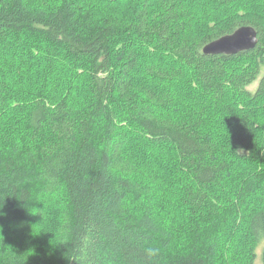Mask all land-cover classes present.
<instances>
[{"label": "trees", "instance_id": "obj_1", "mask_svg": "<svg viewBox=\"0 0 264 264\" xmlns=\"http://www.w3.org/2000/svg\"><path fill=\"white\" fill-rule=\"evenodd\" d=\"M132 1L137 5L122 17L117 11L97 17L81 0H0V41L12 36L21 44L34 36L40 47L32 46V54L63 50L86 61L91 83L84 105L50 96L49 86L29 103L10 105L0 66V114L21 109L26 130L10 131V118L0 128V264H232L222 247L233 226L249 238L238 264H264V137L262 119L253 115L264 111V4L251 16L227 13L226 23L193 33L194 13L183 0ZM241 26L257 30L254 49L203 52ZM152 45L179 67L151 65L143 76L171 84L169 90L137 79L140 51ZM177 83L189 92L181 96ZM232 98L236 104L228 105ZM206 100L231 108L227 123L237 133L225 145L212 125L225 122L201 107ZM137 134L153 154L170 148L183 180L175 201L159 203L152 177L137 176L126 152ZM239 163L245 173L232 183ZM230 182L225 195H214ZM36 193L62 206L49 246L34 236L38 215L28 206Z\"/></svg>", "mask_w": 264, "mask_h": 264}, {"label": "rangeland", "instance_id": "obj_2", "mask_svg": "<svg viewBox=\"0 0 264 264\" xmlns=\"http://www.w3.org/2000/svg\"><path fill=\"white\" fill-rule=\"evenodd\" d=\"M85 1L83 5L97 9V17H101L107 11L118 12L122 17L126 15L130 10L133 9L136 2L132 0H81ZM185 4L189 5L190 11L193 14L192 32L193 33H204L209 31L212 25H222L229 20L227 13L232 15L237 13L241 16H251L255 14L264 4V0H251L248 3L244 0H235L233 4L230 5H220L213 0H183ZM260 1L262 3H260ZM138 2V1H137ZM262 4V6H261ZM154 13L157 14L160 8L156 5L154 6ZM264 9V7H263ZM158 15V14H157ZM21 44H19L12 36H9L8 41H0V66L2 67L3 74L1 75V81L7 84L6 97L10 105L29 103V98H34L36 90L38 92L46 91L47 86H49V95L57 96L59 98H68L71 102L78 103L79 105H84L91 97V83H90V70L88 63L85 61H77L73 56L68 54L63 50L56 51L54 56L49 52L40 54L42 52L37 51L32 54V46L40 47L39 41L36 37H25ZM29 39V40H28ZM19 44V46H18ZM117 41L115 42L113 48L117 49ZM147 48V46H146ZM140 51V67L137 70V79L144 80L142 82L143 87H151L156 90L161 89H171V84L161 83L146 79L143 76L144 67L157 65V66H172L179 67L175 64L171 58L166 57L163 51L154 45ZM31 50V51H30ZM52 51V50H51ZM53 52V51H52ZM54 53V52H53ZM40 54V55H39ZM190 79V75H187ZM187 78L181 80L182 82H187ZM259 79L250 86V90L254 91L258 86ZM141 86V87H142ZM173 90L180 93L184 90L188 93L189 91L181 87L180 83L174 85ZM37 92V93H38ZM142 93V92H140ZM41 98V97H36ZM201 107H207L208 115L213 117L216 121L223 123L222 126L218 124H212L215 132L220 133V142L225 145L227 137L232 139V136L236 135L237 131L232 127H229V120H231L228 115V111L231 108L215 106L209 101L201 102ZM228 105H235L236 100L234 98L230 99L227 103ZM212 105V106H211ZM259 107V106H258ZM257 107V108H258ZM1 109V108H0ZM192 107H185L182 111L190 112ZM240 108H233V111L237 112ZM7 112V111H5ZM22 110L20 109L17 114L15 111L8 112L6 114H0L4 117L2 123L0 124L1 129L8 127L9 120L11 119L10 131L17 134L26 132L25 122L22 119ZM254 117L261 118L258 119V133L259 136L264 137V111L253 112ZM181 115V113H177ZM10 118V119H9ZM254 118V119H255ZM23 125H22V124ZM262 125V127H261ZM227 134V135H226ZM219 135V134H218ZM2 139L0 140V142ZM132 145H128L126 152L133 161L136 162L138 166L137 176L141 181L146 182V176L152 177L154 181L153 184L156 186V196L159 203L166 200L167 202H173L176 200L178 195H183V180L182 176L179 174L180 169H178L177 161L172 157L170 148L162 149L159 153L153 154L150 150L149 142L146 139L140 137L132 138ZM223 145V144H222ZM157 157V158H155ZM243 163H239L237 169L234 171V175L231 178L232 183L239 179L243 173H245V168H243ZM230 182L224 183L225 185L215 190L214 195H225L230 185ZM55 197H45L39 196L37 193L33 195L32 201L28 206L33 215L35 216L33 221V231L36 241L40 245L49 246L52 245L55 239V227L61 218L62 206ZM169 209L162 208L159 212H168ZM42 212L43 215L40 216L39 213ZM181 212V211H180ZM190 211L185 212L186 216H190ZM185 218V217H184ZM236 227V229H235ZM248 236L245 231L239 230L238 226H233L227 232L224 238V244L222 247L223 254L228 255V260L234 264L233 259H236V264L244 263V258L248 251ZM259 252L258 262L261 261V250ZM233 256V257H232ZM233 258V259H232ZM231 264V263H230Z\"/></svg>", "mask_w": 264, "mask_h": 264}, {"label": "water", "instance_id": "obj_3", "mask_svg": "<svg viewBox=\"0 0 264 264\" xmlns=\"http://www.w3.org/2000/svg\"><path fill=\"white\" fill-rule=\"evenodd\" d=\"M259 41L258 32L252 26H241L233 33L220 37L203 48L205 54H237L254 49Z\"/></svg>", "mask_w": 264, "mask_h": 264}]
</instances>
